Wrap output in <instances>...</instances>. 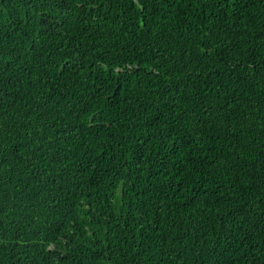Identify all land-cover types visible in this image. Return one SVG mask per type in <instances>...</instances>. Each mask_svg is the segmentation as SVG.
Masks as SVG:
<instances>
[{
    "label": "trees",
    "instance_id": "trees-1",
    "mask_svg": "<svg viewBox=\"0 0 264 264\" xmlns=\"http://www.w3.org/2000/svg\"><path fill=\"white\" fill-rule=\"evenodd\" d=\"M0 264H264V0H0Z\"/></svg>",
    "mask_w": 264,
    "mask_h": 264
}]
</instances>
